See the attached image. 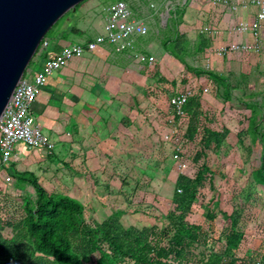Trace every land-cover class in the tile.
Listing matches in <instances>:
<instances>
[{
    "label": "crops",
    "instance_id": "0c3cea01",
    "mask_svg": "<svg viewBox=\"0 0 264 264\" xmlns=\"http://www.w3.org/2000/svg\"><path fill=\"white\" fill-rule=\"evenodd\" d=\"M207 9V22L210 21V14L218 25L212 21L210 23L218 27L219 33L207 37L206 43H199L197 38L191 35L192 30L196 29L202 38L205 37L199 31L201 22L198 19V11L191 21L192 24L188 26L189 31L185 33L189 41L187 46L193 50L192 55L194 50L199 49L203 62L210 63L212 68L217 70L216 73L222 77L223 82L216 81L215 86L221 92H225L227 88L239 90L245 96H264V28L261 31L263 43L260 53L243 55L230 51L221 52L223 47L252 39L249 34H239L232 29L238 14L228 12L221 6ZM80 20L77 18L76 21L80 22ZM81 31L76 25L66 28V23L58 27L55 31V40L49 39L51 43L48 47L42 53H36L32 65L25 70L23 77L28 82H32L34 75L41 70L44 63L53 58L63 47L73 43H83L92 38L90 36L83 41L65 42L69 37L82 33ZM146 37V35L138 37L134 42V49L120 53L115 52L111 45L103 44L94 51L72 57L65 66L53 71L47 82L40 87L36 100L31 105V113L41 125L48 140L53 143V149L47 152L43 148H28L17 144L10 159L4 165H12L18 172L33 174L47 190L78 199L86 208L91 205L84 201L87 197L86 193H96L93 197L97 200L94 202L100 204L101 192H109L107 195L109 197L114 196L113 193L116 191L111 186L113 181H110V178L115 179L116 176H120L117 168H121L123 166L121 164H124V171L127 170L124 175L127 176L125 180L128 186L124 187L131 192V185L136 181L135 176L140 172L138 156L148 152L152 154L156 144H167L174 136L180 138L186 126L185 122L183 130L179 128L180 135L171 133L170 119L173 115L169 110L167 99L163 101L160 99L157 102L160 95L166 94L162 92L161 84L164 83L163 86L166 88L171 81L181 77L184 66L177 59L181 67L175 64L172 60L174 57L165 51L163 45L155 50L153 45L145 44L148 43L145 41ZM136 52L152 55L155 57L154 61L150 64L141 63L135 57ZM187 62L193 66L188 60ZM187 76L191 77L190 74ZM162 78L166 79V82H163ZM209 85L211 84L205 83L203 87H192L199 90L207 87L209 90L203 92L206 94L212 90ZM179 91H175V94ZM205 96V101H201L204 107L201 106V111L204 116L205 111L213 107L214 101L210 95ZM242 103L250 113L245 116L246 124L243 125L247 136H250L251 117L255 112L253 102L242 101ZM221 111L223 107L218 110L220 113ZM207 113L208 120H211V117L214 119L215 112L212 111L214 116ZM209 126L217 131L222 130L216 126V123L209 122ZM254 131H258V126ZM165 132L171 134L169 140L164 138ZM259 132V135H264L263 130ZM177 139L174 141L179 140ZM2 164L0 161V179L4 180L3 186L5 184L8 190L16 189L14 179L8 175L9 180H5L7 172L5 168H1ZM122 179L119 178L121 182ZM22 185L24 191L30 184ZM116 188L114 187L115 190ZM117 190L120 192L121 188ZM118 196L120 201L118 207H115L113 199L108 198L111 207L127 209L130 205L129 197L125 193H119Z\"/></svg>",
    "mask_w": 264,
    "mask_h": 264
},
{
    "label": "trees",
    "instance_id": "16d2710c",
    "mask_svg": "<svg viewBox=\"0 0 264 264\" xmlns=\"http://www.w3.org/2000/svg\"><path fill=\"white\" fill-rule=\"evenodd\" d=\"M177 10L170 16L174 25L179 16ZM188 42L186 35L176 30L163 41L165 51L184 66L182 83L190 78L189 72H203L186 61L185 57L193 51ZM200 43L206 41L202 38ZM207 75L222 81L214 71H208ZM171 83L175 85L176 80ZM173 94L175 91L167 93L162 101ZM226 94H229L227 88ZM169 110L178 121L172 105ZM184 111L182 122L186 118L187 122L178 139L197 144L192 157L197 169L192 176L176 177L172 206L164 214L163 225L127 226L119 219L121 211L117 208H113L112 216L90 222L78 199L49 191L33 174L2 164L7 176L15 180L16 190L22 192V184L28 183L34 189V196L28 192L16 195L0 192V264H256L257 260H263L264 243L253 255L239 253L245 239L246 202L214 208V194L208 201L198 200L204 183L210 180L212 184L213 178L211 168L201 157L221 148L228 129L217 131L209 126L208 117L201 111L199 89L189 97ZM251 122V130H257L255 116ZM252 171L255 183L264 190V153ZM195 205L203 210L202 213L198 210L201 215L198 219ZM218 216L220 226L215 227Z\"/></svg>",
    "mask_w": 264,
    "mask_h": 264
},
{
    "label": "rangeland",
    "instance_id": "374dc122",
    "mask_svg": "<svg viewBox=\"0 0 264 264\" xmlns=\"http://www.w3.org/2000/svg\"><path fill=\"white\" fill-rule=\"evenodd\" d=\"M116 1L118 0H84L78 4L75 11H68L63 15L46 33L45 38L51 39V41L55 40V31H57V28L64 23H66V28L76 25L82 30V33L73 37L71 36L69 39L65 40L67 43L76 42L77 40L83 41L90 36L92 37L97 33H101V22L103 21L102 7ZM124 1L135 5V0ZM203 5V0H198V2L197 0H194L189 3L184 10H177L176 14L179 16L175 25L170 18L166 23H160L159 14L149 16L147 19L148 34L146 35L147 37L145 40L148 43L145 44L153 45L156 50L163 45V41L171 34V32L176 30L179 33H187L190 29L188 26L192 24L191 21L193 17L197 15V12L201 10ZM172 15L173 12L170 13V16ZM77 18L81 19L80 22L76 21ZM213 18H211L209 14V20L218 25V22L214 21ZM196 31V29L192 30L191 35H194L200 43L202 36ZM203 40L207 41V38L203 37ZM51 41L49 43H51ZM200 55L198 49H196L194 50V55L190 52L185 59L193 64V68L200 69L203 72H189L191 77L189 79L185 78V83H182V80L184 81L182 77L176 79L175 85H172L171 83L169 86H166V88L163 86L164 83H162V92H166V94L164 93L160 95L159 98L157 97V102L160 99L162 100L163 96L167 95V92L177 91L189 85L203 87L205 83L211 84L209 85V87H212L210 93L203 94V90H200V104L201 101H205V95H210V97L214 98L213 107L211 106V109L208 108L205 111V116L208 115L207 112L212 115V111L215 112V116L213 115L214 119L211 117V120H209L210 123H216V126L219 129H228V134L222 143L221 148L217 152L209 151L201 157L211 168L213 178L212 184L209 183L210 180L204 183L198 200L202 198L203 201H208L210 200V196L214 194V200L216 202V207L214 208H220L221 206L230 207L234 204L239 206L243 201L246 202V208L244 211V217L247 220L245 225V239L241 244V250L239 253L241 255H253L255 251L262 249L261 244L264 243V190L261 184L255 183L252 171L253 165L256 166L261 155L264 153V135H259V131H264V115H262L264 113V96H245L239 90L234 91L232 89L229 90V94L225 95V92L216 89V81L213 77L207 75L208 71L217 72V70L212 68L210 63H204L203 59L200 58ZM197 56L199 57L196 58ZM32 60L33 58L28 64L27 69L32 65ZM172 60L175 64L181 67V64L176 59L172 58ZM193 78L195 81H193ZM242 101L253 102L255 111L253 112L258 131L255 132L254 130H251L250 136H247L246 130L243 128V125L246 124L245 116L250 113L243 105ZM221 107H223V111L220 113L218 110H221ZM202 108L204 107L202 106ZM214 108H216L215 111ZM185 121L187 122V118ZM161 130L163 131L164 129ZM179 133L181 134V132ZM174 137L176 138V136ZM174 137L173 140L175 139ZM159 142H161V139H159ZM175 142L176 141H172L171 139L167 144H156V148L152 154H149L148 152L142 154V156H138V169L140 172L135 176L136 181L131 185V192L125 190L124 186H127L125 178H127V176L124 174L127 173V170L124 171L125 165L121 164L124 167L117 168L120 172V176H116L115 179L113 177L110 178V181H113L111 186L113 187V190L116 191L113 193L115 197H109L107 196L109 192L103 191L101 192L102 200L100 204L99 202H94L97 200L96 197H93L96 193H86L87 197L84 201L87 204L90 203L92 205L86 206L85 208V217L88 221H100L112 216V214H114V207H111V201L108 198L113 199L115 207H118L120 205L118 194L125 193V195L129 197L128 200L130 201V205L127 209L123 208V210H121V208H118L121 211L119 213V219L123 224L127 226L134 225L137 227L151 226L156 223L163 225L165 223L164 214H166L172 206L176 177L179 174L192 176L197 169L196 163L192 161V157L197 150V144L182 141L185 145L184 149L187 153L188 165L186 169L179 170L177 162L173 158ZM142 158H145V160ZM119 178H123V183ZM3 183L4 180L0 179V192L2 193L10 192L11 195H16L17 193L24 194L28 192L30 196H34V189L30 185L26 186L24 191L21 192L16 189L8 190L5 184L3 186ZM114 187H117L116 190ZM119 187L121 188L120 192L117 190ZM198 207V205H195L194 208L197 219L201 216L199 211H201V213L203 212V210H200ZM217 219L215 227L220 226V217L218 216Z\"/></svg>",
    "mask_w": 264,
    "mask_h": 264
},
{
    "label": "built area",
    "instance_id": "2783aa9c",
    "mask_svg": "<svg viewBox=\"0 0 264 264\" xmlns=\"http://www.w3.org/2000/svg\"><path fill=\"white\" fill-rule=\"evenodd\" d=\"M194 0H135L129 4L124 0H118L102 7L103 25L102 33H97L83 43H73L63 47L53 58L48 59L41 70L34 75L33 81L28 82L23 76L17 83L12 96L0 116V161L5 164L10 159L17 144L28 148H43L47 152L53 149V143L43 133L41 125L31 113V105L36 100L40 87L47 82L51 73L65 66L75 56L85 52L96 50L103 44L112 46L115 52H124L134 49V42L138 37L148 34L147 19L149 16L159 14L160 23H166L170 13L174 10H184ZM204 5L198 12L201 22L199 31L205 37H211L219 33L218 27L207 22L208 9L221 6L228 12L238 14L232 29L239 34H249L251 41L235 42L228 47L221 48L222 51H230L248 55L260 53L263 38L261 31L264 28V0H203ZM101 11V10H100ZM49 44L48 38H43L38 46L37 53H42ZM135 57L141 63H152L154 57L136 52ZM264 67V62H263ZM195 88L187 86L185 89L167 99V104L174 107L178 121L172 116L171 133L179 134V128L184 126L182 120L185 118L184 105L194 93ZM203 92L209 88L204 87ZM180 121V122H179ZM171 134H164L166 140ZM182 141L175 142L173 158L177 162L179 170H184L188 165L187 153ZM8 181L9 177L6 176ZM180 191V190H178ZM256 264H264L263 260H257Z\"/></svg>",
    "mask_w": 264,
    "mask_h": 264
},
{
    "label": "water",
    "instance_id": "95a60500",
    "mask_svg": "<svg viewBox=\"0 0 264 264\" xmlns=\"http://www.w3.org/2000/svg\"><path fill=\"white\" fill-rule=\"evenodd\" d=\"M84 0H0V116L41 40Z\"/></svg>",
    "mask_w": 264,
    "mask_h": 264
}]
</instances>
